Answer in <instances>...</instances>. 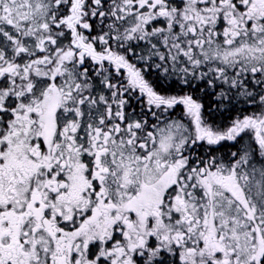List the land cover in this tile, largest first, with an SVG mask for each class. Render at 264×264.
Listing matches in <instances>:
<instances>
[{
	"label": "snow or ice",
	"instance_id": "snow-or-ice-1",
	"mask_svg": "<svg viewBox=\"0 0 264 264\" xmlns=\"http://www.w3.org/2000/svg\"><path fill=\"white\" fill-rule=\"evenodd\" d=\"M0 264H264V0H0Z\"/></svg>",
	"mask_w": 264,
	"mask_h": 264
}]
</instances>
